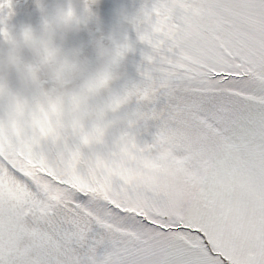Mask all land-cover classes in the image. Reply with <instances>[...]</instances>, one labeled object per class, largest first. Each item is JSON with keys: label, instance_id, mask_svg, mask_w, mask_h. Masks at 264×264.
Segmentation results:
<instances>
[{"label": "snow or ice", "instance_id": "6c2138e0", "mask_svg": "<svg viewBox=\"0 0 264 264\" xmlns=\"http://www.w3.org/2000/svg\"><path fill=\"white\" fill-rule=\"evenodd\" d=\"M87 23L126 49L88 115L41 133L0 74V264H264V0H99Z\"/></svg>", "mask_w": 264, "mask_h": 264}, {"label": "rangeland", "instance_id": "374dc122", "mask_svg": "<svg viewBox=\"0 0 264 264\" xmlns=\"http://www.w3.org/2000/svg\"><path fill=\"white\" fill-rule=\"evenodd\" d=\"M104 2L108 5H115L121 0H104ZM74 7H76L77 16L81 19L82 31L78 35L67 36L63 43L58 42L56 45L58 57L73 65L70 72L65 71L59 65L56 66L61 76L59 81L54 80L50 73L46 74V70L41 69L35 73V81L31 83L27 91H24L13 75L6 74L4 64H0V74L6 76L34 106L31 127L38 129L41 133L51 132L54 120L59 123L65 116L76 113L86 116L95 110L97 96L106 89H86L85 85L90 83L96 74H102L98 63V49L100 46H105L111 50L113 46L109 42L110 38L120 42L124 40V35L118 26L90 27L87 23L88 13L81 15V9L84 6L74 5ZM90 7L92 8V6ZM15 11L14 20L17 23L15 32H18L22 25L31 24L35 27L38 23L39 17L33 8V0H18ZM42 55L46 54L42 53ZM0 57L3 60L4 49L2 47H0ZM22 63L25 67H34L30 57H23ZM107 71L111 74L108 78L110 83H115L122 78V74L116 70L115 64H111ZM23 112L24 106L17 105L11 113L10 123L17 131L22 130L18 121L23 118Z\"/></svg>", "mask_w": 264, "mask_h": 264}, {"label": "clouds", "instance_id": "9594fccd", "mask_svg": "<svg viewBox=\"0 0 264 264\" xmlns=\"http://www.w3.org/2000/svg\"><path fill=\"white\" fill-rule=\"evenodd\" d=\"M17 2L18 0H13V7L17 6ZM98 2L99 0H34L35 11L39 17L36 26L22 25L18 32L10 34L3 43H0V47L4 49L3 64L6 74L13 75L24 91H27L35 81V73L41 69L46 70V74L50 73L54 80L59 81L61 76L56 66L59 65L70 72L73 65L58 57L56 45L58 42L63 43L67 36L78 35L82 31V22L76 14L74 5L84 6L81 9L83 15L89 13L90 6ZM0 7L5 13L8 12L7 3ZM109 42L113 46L111 50L105 46H100L98 49V63L102 74L107 78L111 75L107 69L115 63L117 51L126 50L124 43L117 39L110 38ZM25 56L32 59L34 67L23 65L22 59Z\"/></svg>", "mask_w": 264, "mask_h": 264}]
</instances>
